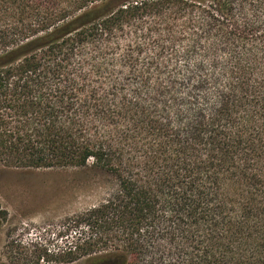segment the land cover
<instances>
[{"label":"trees","instance_id":"1","mask_svg":"<svg viewBox=\"0 0 264 264\" xmlns=\"http://www.w3.org/2000/svg\"><path fill=\"white\" fill-rule=\"evenodd\" d=\"M0 164L106 177L57 264H264V0H0Z\"/></svg>","mask_w":264,"mask_h":264},{"label":"rangeland","instance_id":"2","mask_svg":"<svg viewBox=\"0 0 264 264\" xmlns=\"http://www.w3.org/2000/svg\"><path fill=\"white\" fill-rule=\"evenodd\" d=\"M89 168L23 169L0 164V264H57L87 235L76 217L108 193ZM81 260L62 264H81Z\"/></svg>","mask_w":264,"mask_h":264}]
</instances>
